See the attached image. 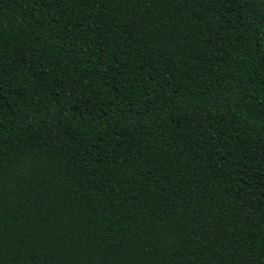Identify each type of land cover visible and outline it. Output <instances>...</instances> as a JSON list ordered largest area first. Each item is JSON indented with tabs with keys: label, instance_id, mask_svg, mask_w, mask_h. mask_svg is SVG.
<instances>
[{
	"label": "trees",
	"instance_id": "obj_1",
	"mask_svg": "<svg viewBox=\"0 0 264 264\" xmlns=\"http://www.w3.org/2000/svg\"><path fill=\"white\" fill-rule=\"evenodd\" d=\"M0 264H264V0H0Z\"/></svg>",
	"mask_w": 264,
	"mask_h": 264
}]
</instances>
